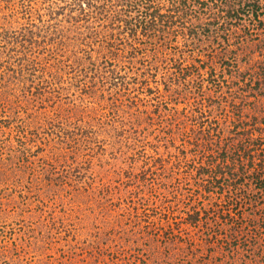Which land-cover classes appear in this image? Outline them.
Listing matches in <instances>:
<instances>
[{
    "label": "rangeland",
    "instance_id": "rangeland-1",
    "mask_svg": "<svg viewBox=\"0 0 264 264\" xmlns=\"http://www.w3.org/2000/svg\"><path fill=\"white\" fill-rule=\"evenodd\" d=\"M0 264H264V0H0Z\"/></svg>",
    "mask_w": 264,
    "mask_h": 264
},
{
    "label": "trees",
    "instance_id": "trees-1",
    "mask_svg": "<svg viewBox=\"0 0 264 264\" xmlns=\"http://www.w3.org/2000/svg\"><path fill=\"white\" fill-rule=\"evenodd\" d=\"M200 170V169H199ZM241 170V169H240ZM206 172V171H205ZM227 172H231V169L228 167V165H224V166H220L219 167V175L221 176V178L222 177H225V175H228V179H226V181H227V183H229L228 181L229 180H232V179H234L235 178V173H227ZM199 174H203L204 175V173H200L199 172ZM241 175H244L243 173H241ZM237 181H241V179H240V177L237 179ZM257 181V180H256ZM232 182V181H231ZM255 183V182H254ZM227 185V184H226ZM227 186H235L234 185V183L232 184L231 183V185L230 184H228ZM227 186H226V189H227Z\"/></svg>",
    "mask_w": 264,
    "mask_h": 264
}]
</instances>
